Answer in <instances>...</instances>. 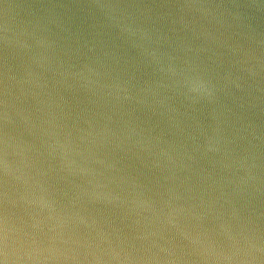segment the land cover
Returning <instances> with one entry per match:
<instances>
[{
    "label": "water",
    "instance_id": "water-1",
    "mask_svg": "<svg viewBox=\"0 0 264 264\" xmlns=\"http://www.w3.org/2000/svg\"><path fill=\"white\" fill-rule=\"evenodd\" d=\"M0 264H264V0H0Z\"/></svg>",
    "mask_w": 264,
    "mask_h": 264
}]
</instances>
